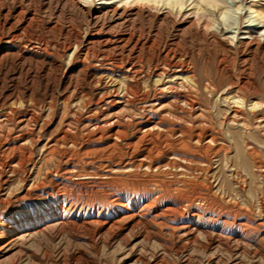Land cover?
<instances>
[{
	"label": "rangeland",
	"instance_id": "obj_1",
	"mask_svg": "<svg viewBox=\"0 0 264 264\" xmlns=\"http://www.w3.org/2000/svg\"><path fill=\"white\" fill-rule=\"evenodd\" d=\"M261 12L0 0V264H264Z\"/></svg>",
	"mask_w": 264,
	"mask_h": 264
},
{
	"label": "bare ground",
	"instance_id": "obj_2",
	"mask_svg": "<svg viewBox=\"0 0 264 264\" xmlns=\"http://www.w3.org/2000/svg\"><path fill=\"white\" fill-rule=\"evenodd\" d=\"M208 2H209V4L210 3H212V2H216V0H207ZM261 9H262V7H261ZM260 9V10H261ZM108 10V9H107ZM110 11V10H109ZM103 12V11H102ZM262 13V15L263 16H261L260 17V19H262L263 21H264V12H261ZM107 15V14H106ZM113 15V14H112ZM98 16H99V14H98ZM100 17V16H99ZM96 19V18H95ZM133 68V67H132ZM174 69H176V68H174ZM131 73V72H130ZM130 75V74H129ZM134 77V76H133ZM123 92V91H122ZM143 95V94H142ZM155 102V101H154ZM183 102H184V100H183ZM159 103V102H158ZM116 104V103H115ZM147 104V103H146ZM155 104V103H154ZM146 106V105H145ZM144 106V107H145ZM154 106V105H153ZM146 108V107H145ZM144 108V109H145ZM149 108V107H148ZM155 108V107H154ZM233 109V108H232ZM100 110V109H99ZM145 111V110H144ZM162 112V111H161ZM150 113V112H149ZM152 113H153V111H152ZM151 113V114H152ZM230 114V113H229ZM236 114H238V113H236ZM147 115V114H146ZM233 115H235V114H232V117H233ZM239 116H241L240 114H238ZM151 116H153V115H151ZM150 116V117H151ZM5 117V116H4ZM242 117V116H241ZM25 118H27V117H25ZM148 118V117H147ZM159 118V117H158ZM261 118V117H260ZM20 119V118H19ZM23 119V118H22ZM114 119V118H113ZM259 119V118H258ZM21 120V119H20ZM28 120V119H27ZM30 120L31 119H29V122H30ZM159 120H160V118H159ZM261 120H262V118H261ZM22 121V120H21ZM107 121V120H106ZM146 121V120H145ZM33 122V121H32ZM147 122V121H146ZM149 122H150V120H149ZM152 122V121H151ZM260 122V121H259ZM263 122V121H262ZM5 123H7V122H5ZM24 123H26V122H24ZM141 123V122H140ZM157 123V122H156ZM160 123H161V120H160ZM19 124V123H18ZM92 124V123H91ZM107 124V123H106ZM105 124V125H106ZM112 124V123H111ZM152 124V123H151ZM153 124H155L154 122H153ZM30 126V125H29ZM91 126V125H90ZM156 126H158L157 124H156ZM172 126V125H171ZM95 127V126H94ZM137 127V126H136ZM141 127V126H140ZM162 127H163V125H162ZM181 127V126H180ZM88 128V127H87ZM90 128V127H89ZM111 128V127H110ZM120 128V127H119ZM121 128H122V126H121ZM138 128V127H137ZM161 128V127H160ZM179 128V127H178ZM184 128V127H183ZM74 130V129H73ZM109 130V129H108ZM124 130V129H123ZM141 130V129H140ZM143 130V129H142ZM165 130V129H164ZM175 130V129H174ZM180 130V129H179ZM126 131V130H125ZM170 131H173V130H170ZM187 131V130H186ZM185 131V132H186ZM106 132V131H105ZM177 132H178V130H177ZM30 133V132H29ZM107 133V132H106ZM138 133V132H137ZM167 133V132H166ZM169 133V132H168ZM178 133H180V131L178 132ZM188 133V132H187ZM205 133V132H204ZM11 134V133H10ZM16 134V133H15ZM108 134V133H107ZM181 134V133H180ZM192 134V133H191ZM201 135H203L202 133H200ZM109 135V134H108ZM115 135V134H114ZM212 135V134H211ZM31 136V135H30ZM91 136V135H90ZM181 136H183V134L181 135ZM206 136V135H205ZM208 136V135H207ZM8 137V136H7ZM11 137V136H10ZM25 137V136H24ZM27 137V136H26ZM116 137L119 139V137L116 135ZM5 138V137H4ZM89 138V137H88ZM116 138V139H117ZM204 138V137H203ZM210 138V137H209ZM69 139V138H68ZM91 139V138H90ZM89 139V140H90ZM107 140H108V138H106ZM117 139V140H118ZM5 140V139H4ZM119 140H121V138L119 139ZM123 140V139H122ZM154 140V139H153ZM13 142H15V141H13ZM70 143H71V141H69ZM112 142V141H111ZM10 143H12V142H10ZM16 144V143H15ZM17 145V144H16ZM161 145H162V143H161ZM76 146V145H75ZM85 146V145H84ZM127 146V145H126ZM148 146H149V144H148ZM10 147V146H9ZM77 148V147H76ZM85 148V147H84ZM174 151H176L175 149H173ZM20 151V150H19ZM72 151V150H71ZM17 152H18V149L16 148V147H13L12 146V148H10L9 150H8V153H6V158L7 159H10L11 161H10V163H11V167L13 168V170H12V173L15 171L14 170V168L17 166V164L16 163H14V159H15V157L17 156L16 154H17ZM51 152V151H50ZM171 152H173V151H171ZM1 153V152H0ZM69 153V152H68ZM76 154V153H75ZM85 154V153H84ZM146 154V153H145ZM170 155H171V153H170ZM170 155H167V156H170ZM1 156V155H0ZM177 156H180L181 157V155H177ZM138 157V156H137ZM163 157V156H162ZM175 157V156H174ZM17 158V157H16ZM71 158H72V156H71ZM70 158V159H71ZM75 158V157H74ZM14 160V161H13ZM130 160H132V159H130ZM129 160V161H130ZM167 159H165V161H166ZM9 161V160H8ZM76 162V161H75ZM133 162H134V160H133ZM158 162H160V161H158ZM162 162H163V160H162ZM134 163H136V162H134ZM181 163V162H180ZM4 164V163H3ZM7 164V163H6ZM145 164V163H144ZM181 165H183L182 163H181ZM180 165V166H181ZM184 166V165H183ZM1 167V166H0ZM5 167V166H4ZM128 167V166H127ZM131 167H132V165H131ZM142 168V167H141ZM162 168V167H161ZM152 169V168H151ZM173 169V168H172ZM182 169V168H181ZM3 170H4V168H3ZM126 172V171H125ZM7 173V172H6ZM68 174V173H67ZM120 175V174H119ZM118 175V176H119ZM58 176V175H57ZM126 176V175H125ZM68 179V178H67ZM112 180V179H111ZM106 181H108V180H106ZM114 181V180H113ZM7 182V181H6ZM112 183H114V182H112ZM181 183V182H180ZM6 184V183H5ZM1 185V184H0ZM116 185V184H115ZM186 185V184H185ZM184 185V186H185ZM163 186V185H162ZM193 187H194V185H192ZM167 187V186H166ZM177 187V186H176ZM175 187V188H176ZM186 187H188V186H186ZM162 188V187H161ZM174 188V189H175ZM184 188V187H183ZM190 188V187H189ZM171 189V188H170ZM194 189V188H193ZM192 189V190H193ZM158 190V189H157ZM180 190V188L178 189V191ZM182 190V189H181ZM29 191V190H28ZM174 191V190H173ZM172 191V192H173ZM177 191V190H176ZM188 191H191V190H188ZM198 191V190H197ZM126 192V191H125ZM143 192V191H142ZM150 192V191H149ZM152 192V191H151ZM185 192V191H184ZM29 193V192H28ZM144 193V192H143ZM153 193H154V191H153ZM163 193V192H162ZM179 193V192H178ZM182 193V192H181ZM180 193V194H181ZM198 193H199V191H198ZM205 193V192H204ZM190 194H192V193H190ZM189 194V195H190ZM27 195V194H26ZM124 195H125V193H124ZM159 195H160V193H159ZM178 195V194H177ZM184 195H185V193H184ZM204 195H206V194H204ZM168 196V195H167ZM172 196V195H171ZM174 196V195H173ZM179 196V195H178ZM177 196V197H178ZM182 195H180V197H181ZM188 196V195H187ZM208 196V195H207ZM116 197V196H115ZM160 197V196H159ZM162 197V196H161ZM199 197V196H198ZM143 198H144V196H143ZM150 198V197H149ZM152 198V197H151ZM166 198H169V197H166ZM184 198V197H183ZM200 198V197H199ZM209 198V197H208ZM207 198V199H208ZM211 198V197H210ZM121 200H123V199H125V196H123V197H121L120 198ZM119 199V200H120ZM198 199V198H197ZM196 199V200H197ZM204 199V198H203ZM184 200H187V199H185L184 198ZM189 200V199H188ZM199 200V199H198ZM197 200V201H198ZM205 200V199H204ZM181 201V200H180ZM201 201V200H200ZM203 201V200H202ZM156 202V201H155ZM154 202V203H155ZM172 202V201H171ZM183 202V201H182ZM186 202V201H185ZM207 202V201H206ZM210 202V201H209ZM119 203V202H118ZM148 203V202H147ZM160 203V202H159ZM158 203V204H159ZM191 203V202H190ZM195 203V202H194ZM208 203V202H207ZM120 204H123V203H120ZM145 204V203H144ZM149 204V203H148ZM153 204V203H152ZM203 204V203H202ZM125 205V204H124ZM128 205V204H127ZM179 205V204H178ZM182 205V204H181ZM180 205V206H181ZM189 205H191V204H189ZM207 205V204H206ZM143 206V205H142ZM156 206V205H155ZM186 206V205H185ZM210 206V205H209ZM221 206V205H220ZM148 207V206H147ZM161 208V207H160ZM182 208H183V206H182ZM188 208H189V206H188ZM196 208H198V206H197V204H196ZM148 209V208H147ZM163 209V208H162ZM184 209V208H183ZM195 209V208H194ZM224 209V208H223ZM110 210V209H109ZM138 210H140V209H138ZM181 210V209H180ZM226 210V209H225ZM146 211V210H145ZM163 211V210H162ZM198 211V210H197ZM203 211V210H202ZM202 211H200V212H202ZM227 211V210H226ZM262 211V210H261ZM142 212V211H141ZM150 212V211H149ZM158 212V211H157ZM185 212V211H184ZM221 212V211H220ZM225 212V211H224ZM133 212L130 210V208H126V206H119V211H116V213H115V217H114V219H112V220H110L109 222H108V225L109 226H114L116 223H115V220L117 219V218H120V217H124L125 215H129V214H132ZM154 213V212H153ZM152 213V214H153ZM182 213V212H181ZM139 214V213H138ZM201 214V213H200ZM222 214V213H221ZM263 214V213H262ZM169 215V214H168ZM172 215V214H171ZM186 215V214H185ZM231 215V214H230ZM66 216V215H65ZM196 216H197V214H196ZM198 216H199V214H198ZM197 216V217H198ZM217 216V215H216ZM228 216V215H227ZM232 216V215H231ZM247 216V215H246ZM150 217H152V216H150ZM178 217H180V216H178ZM202 217V216H201ZM248 217V216H247ZM74 218V217H73ZM149 218V217H148ZM156 218V217H155ZM163 218H164V216H163ZM174 218H176L175 217V215H174ZM212 218V217H211ZM219 218V217H218ZM231 218V217H230ZM234 218H236V217H234ZM237 218H238V216H237ZM250 218V217H249ZM149 219H151V218H149ZM178 219V218H177ZM190 219V218H189ZM210 218H208V220H209ZM226 219V218H225ZM59 220V219H58ZM61 220V219H60ZM86 220V219H85ZM93 220H95V218L94 219H92V222H93ZM164 220H166V219H164ZM201 220V219H200ZM221 220V219H220ZM246 220V219H245ZM248 220V219H247ZM246 220V222H248ZM23 221V220H22ZM25 221V220H24ZM56 221V220H55ZM84 221V220H83ZM130 221H132V224L133 225H135V226H138V225H140V224H144V223H147V222H149L148 221V219L146 218V215H137V216H135V217H133L132 218V220H130ZM163 221V220H162ZM168 221V220H167ZM172 221V220H171ZM174 221V220H173ZM206 221V220H205ZM213 221V220H212ZM219 221V220H218ZM170 222V221H169ZM198 222V221H197ZM224 222V221H223ZM260 222V221H259ZM54 223V222H53ZM56 223V222H55ZM58 224H61L62 223V220L61 221H59V222H57ZM165 223V222H164ZM193 223V222H192ZM200 223V222H199ZM216 223V222H215ZM225 223V222H224ZM258 223V222H257ZM28 224H30V223H28ZM130 224H131V222H130ZM205 224V223H204ZM251 224H252V221H251ZM52 225V224H51ZM83 225H84V223H83ZM117 225V224H116ZM149 226H151L150 224H148ZM155 225V224H154ZM181 225H183V224H181ZM119 226V225H118ZM153 226V225H152ZM214 226V225H213ZM223 226V225H222ZM257 225H255L254 227H256ZM21 227L23 228V225H20V224H16L15 226L14 225H12L11 227H6V229H7V233H9V235H11V242L12 241H16V240H18L19 238L20 239H22V237L24 236H28L29 235V233H28V231L24 234L23 233V235H22V233H18V230H21ZM189 227V226H188ZM207 227V226H206ZM205 227V228H206ZM224 227V226H223ZM240 227V226H239ZM130 228V227H129ZM151 228V227H150ZM159 228V227H158ZM187 228V227H186ZM192 228V227H191ZM190 228V229H191ZM197 228V227H196ZM230 228V227H229ZM237 228V227H236ZM246 228V227H245ZM164 229V228H163ZM185 229V228H184ZM189 229V230H190ZM213 229V228H212ZM241 229V228H240ZM249 229V228H248ZM126 230V229H125ZM161 229H159V231H160ZM178 230V229H177ZM188 230V229H187ZM220 230V229H219ZM243 230V229H242ZM32 231H34V230H32ZM99 231H100V229H99ZM164 231V230H163ZM207 231V230H206ZM227 231V230H226ZM232 231V230H231ZM240 231V230H239ZM238 231V232H239ZM252 231V230H251ZM177 232L179 233V230L178 231H176V234H177ZM225 232V231H224ZM80 233V232H79ZM252 233V232H251ZM20 234H21V237H20ZM186 234V233H185ZM263 234V233H262ZM173 235V234H172ZM175 235V234H174ZM247 235V234H246ZM2 236V235H1ZM24 237H23V239H24ZM207 237V240L208 241H210V242H212L213 240H214V238L212 237V236H210V235H207L206 236ZM235 238V237H234ZM238 238V237H237ZM1 239V238H0ZM218 239V238H217ZM219 239H220V237H219ZM222 239V238H221ZM263 239V238H262ZM231 240V239H230ZM264 240V239H263ZM221 241V240H220ZM10 243V242H9ZM228 243V242H227ZM212 244V243H211ZM224 244V243H223ZM226 244V243H225ZM232 244V243H231ZM148 245V244H147ZM1 246V245H0ZM225 246V245H224ZM200 252V251H199Z\"/></svg>",
	"mask_w": 264,
	"mask_h": 264
}]
</instances>
